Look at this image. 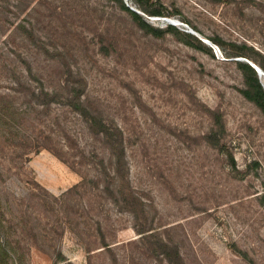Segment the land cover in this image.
Here are the masks:
<instances>
[{"label": "rangeland", "instance_id": "1", "mask_svg": "<svg viewBox=\"0 0 264 264\" xmlns=\"http://www.w3.org/2000/svg\"><path fill=\"white\" fill-rule=\"evenodd\" d=\"M239 58L264 72V0H0V264H169L160 239L185 264H264ZM79 83L124 132L117 195Z\"/></svg>", "mask_w": 264, "mask_h": 264}, {"label": "trees", "instance_id": "2", "mask_svg": "<svg viewBox=\"0 0 264 264\" xmlns=\"http://www.w3.org/2000/svg\"><path fill=\"white\" fill-rule=\"evenodd\" d=\"M141 6L145 0H135ZM153 14H161L160 10L152 11ZM170 28H173L172 25H169ZM245 53H241L243 56ZM247 56V55H246ZM248 57V56H247ZM239 65L244 69L247 78L246 85L243 89L244 94L251 100H253L264 112V86L260 80V77L256 69L247 61H239ZM261 66L264 68V61H261ZM83 85L79 83L77 86L71 88L70 92H73L74 99H76L77 109L84 117L88 120V125L91 128V131L95 134L96 137L100 138L104 143L105 147L109 152L110 158V170L108 173L111 180L106 181L104 189L110 194L117 195L118 192L122 191L123 188H126L129 185V171L126 167V154H125V139L124 132L118 125H111L108 119L103 117L102 110L99 106L88 107L89 101L82 99L83 97ZM231 158L232 164L235 166V159L233 155L229 156ZM94 183L98 184L96 180H92ZM99 185V184H98ZM79 186V185H78ZM76 188V186H75ZM32 195L34 192H29ZM146 230L141 231L144 233ZM106 248H110V244L103 243ZM159 245L164 248V254L169 260V264H185L183 258L180 255L178 249L172 247V245L163 239H160ZM0 248L5 249L4 245L0 243Z\"/></svg>", "mask_w": 264, "mask_h": 264}, {"label": "water", "instance_id": "3", "mask_svg": "<svg viewBox=\"0 0 264 264\" xmlns=\"http://www.w3.org/2000/svg\"><path fill=\"white\" fill-rule=\"evenodd\" d=\"M169 21L171 22V24H175L176 25V23H174L173 21H171V20H169ZM207 42H209V41H207ZM238 60H245V61L249 62L256 69V71L259 74V76L262 77L264 75V72L261 69V67L259 65H257L255 62H253L251 60H248V59H245V58H239Z\"/></svg>", "mask_w": 264, "mask_h": 264}]
</instances>
